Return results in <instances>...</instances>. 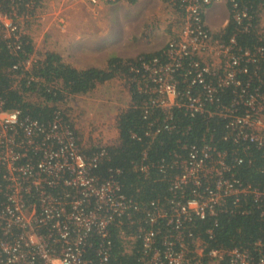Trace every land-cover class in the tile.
Listing matches in <instances>:
<instances>
[{"label": "built area", "instance_id": "1", "mask_svg": "<svg viewBox=\"0 0 264 264\" xmlns=\"http://www.w3.org/2000/svg\"><path fill=\"white\" fill-rule=\"evenodd\" d=\"M122 1L10 0L5 7L0 0V40L14 56L23 57L9 69L11 88L30 100L44 80L34 71L43 59L34 39L33 52L25 49L33 25L51 17L63 27L65 13L79 4L99 14L104 5ZM169 1L179 17L166 47L132 67L138 88L150 95L145 107L168 115L179 107L191 116L223 117L226 139L263 147L264 78L259 71L264 8L251 15L238 0H227L232 17L238 23L245 19V31L256 29L259 35L257 44L242 47L235 37L218 38L221 29L212 31L205 21L204 9L223 0ZM242 75L248 77L245 84ZM195 86L201 91L193 93ZM231 87L238 88L237 96L231 104L222 103L218 94ZM40 99L38 104L44 101ZM79 127L60 105L50 120L42 121L24 116L20 108H7L0 96V264H123L113 256V227L118 229L120 256L137 255V264H264V239L252 248L214 247L212 229L208 241L186 229L193 217L247 214L248 198L264 210V187L231 173L225 152L208 144L192 146L187 157L175 162L181 172L172 180L168 206L154 201L143 208L113 176L94 173L110 144L85 147ZM92 147L97 151L90 152ZM243 162L235 158V163Z\"/></svg>", "mask_w": 264, "mask_h": 264}, {"label": "trees", "instance_id": "2", "mask_svg": "<svg viewBox=\"0 0 264 264\" xmlns=\"http://www.w3.org/2000/svg\"><path fill=\"white\" fill-rule=\"evenodd\" d=\"M137 1L130 0L131 3ZM1 2L7 7L10 0ZM238 2L240 6L249 7L251 15H257V12L264 8V0ZM244 22L245 19L238 23L231 17L226 27L216 36L224 40L235 37L242 47H252L258 43L259 35L256 29L245 31ZM28 41L30 42L25 49L27 53H32L33 40L28 37ZM159 52L145 53L130 59L112 55L106 68L91 66L80 69L65 62L59 53L48 51L39 66L34 68V71L44 79L37 93L44 101L34 104L23 99L11 88L12 74L9 69L18 61H22L23 57L14 56L0 40V96L6 100L7 108H20L24 116L48 121L65 99L73 95L88 94L99 84L123 75L129 80L131 102L128 108L118 115V141L108 145L107 154L94 168V173L105 179L113 176L121 186L122 192L138 201L143 208H148L154 201L168 206L167 198L172 196L170 190L172 180L181 172V168L175 164L176 160L187 157L192 146L208 144L226 153V162L233 166L231 173L238 179L244 183L264 187V146L258 147L249 143L247 147L245 143H235L229 138L226 139L225 136L229 132L226 119L206 113L191 116L185 108L179 107L172 108L170 115L161 108L145 107L150 95L141 91L134 82L135 74L132 67L139 66L141 59H150ZM259 72L264 78V63ZM240 78L244 84L247 82L246 75ZM25 82L24 80L23 86ZM257 82L254 80L253 83ZM49 84L52 85L51 88ZM183 87L185 86L181 84L180 88ZM237 89L231 87L221 91L218 94L220 101L231 104L237 96ZM199 91L201 86L193 88V93ZM95 151H97L95 147L90 149V152ZM236 157L243 158L244 162L235 163ZM143 166L147 167L146 171L141 169ZM191 188L187 187L188 193ZM244 206L249 213L224 212L205 219L193 217L185 223L186 229L207 241L209 240L207 231L212 229L211 245L214 247L223 245L252 248L256 240L264 239L262 217L264 210L254 206L251 198L244 201ZM112 237L113 256H118V261L123 264H137V255L120 256L121 243L116 227L112 228Z\"/></svg>", "mask_w": 264, "mask_h": 264}, {"label": "rangeland", "instance_id": "3", "mask_svg": "<svg viewBox=\"0 0 264 264\" xmlns=\"http://www.w3.org/2000/svg\"><path fill=\"white\" fill-rule=\"evenodd\" d=\"M212 7H218L215 13L210 12ZM79 8L67 15L63 27L55 24L47 32L45 28L40 35L36 33L37 54L41 58L44 59L46 52L54 51L65 62L80 69L106 68L112 55L130 59L147 54L149 49L160 47L162 51L176 26L173 20L179 17L169 0H140L136 4L125 0L104 5L99 14L83 4H79ZM210 8L204 9L205 21L212 31L218 32L217 29L226 27L233 16L229 2L219 1ZM261 15L264 17V12ZM129 87V80L122 75L99 84L88 94L70 96L59 104L65 116L74 118L80 126L85 147L99 141L105 144L118 141L115 123L120 112L130 105ZM29 97L34 104L41 101L36 94Z\"/></svg>", "mask_w": 264, "mask_h": 264}, {"label": "crops", "instance_id": "4", "mask_svg": "<svg viewBox=\"0 0 264 264\" xmlns=\"http://www.w3.org/2000/svg\"><path fill=\"white\" fill-rule=\"evenodd\" d=\"M140 0H138L136 3H138ZM136 3H132V4H136ZM149 7V6H148ZM218 7H212V8H210L209 10H210V12H213V13H215V11H216V9H217ZM78 9H80L79 8V5H77L76 7H74L73 9H70V10H68L66 13H65V15H64V20H65V18L67 17V15L70 13V12H75L76 10H78ZM208 10V11H209ZM89 12V11H88ZM53 25H55V23H54V20L50 17V18H47L44 22H42L41 23V25L40 24H37V25H33L31 28H30V35H31V37H32V40L34 39V41H35V45L37 46V40H36V38H35V35H36V37H38V35H40V31H43L45 28V31L47 32V30L50 28V29H52L53 27H55V26H53ZM38 27H42L41 29H38ZM60 27H62V26H60ZM217 30H220V29H217ZM38 35H37V34ZM38 39V38H37ZM46 42V39H44V41L42 42L43 44ZM42 43H40L39 45H41ZM42 44V45H43ZM38 45V46H39ZM33 48H34V46H33ZM160 48V47H159ZM159 48H157V49H149L148 51H147V53H154V52H158L160 49ZM36 51H37V48H36ZM52 52H54V51H52ZM47 53V52H46ZM58 53V52H57ZM77 68V67H76ZM106 83V82H105ZM130 102H131V99H130ZM118 119V118H117ZM115 128H116V130H115V138H117V140L119 139V131H118V126H117V120H116V123H115Z\"/></svg>", "mask_w": 264, "mask_h": 264}]
</instances>
